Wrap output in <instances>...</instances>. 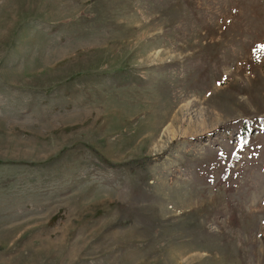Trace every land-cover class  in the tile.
<instances>
[{"label": "rangeland", "instance_id": "rangeland-1", "mask_svg": "<svg viewBox=\"0 0 264 264\" xmlns=\"http://www.w3.org/2000/svg\"><path fill=\"white\" fill-rule=\"evenodd\" d=\"M0 264H264V0H0Z\"/></svg>", "mask_w": 264, "mask_h": 264}, {"label": "trees", "instance_id": "trees-1", "mask_svg": "<svg viewBox=\"0 0 264 264\" xmlns=\"http://www.w3.org/2000/svg\"><path fill=\"white\" fill-rule=\"evenodd\" d=\"M245 131H246V128L245 130L242 131L243 135H245ZM89 147V146H88ZM92 152H94L98 158L100 159V161L104 164H107L109 166H124V165H129V166H144L147 162H152L153 159L155 157H160V155H157V156H146V157H142V158H134V159H130V160H127V161H124V162H119V163H116V162H112L110 160H108L107 158H105L104 156H102L98 151H96L94 148H91L89 147ZM58 216L57 215H53L51 217L52 220H55Z\"/></svg>", "mask_w": 264, "mask_h": 264}]
</instances>
